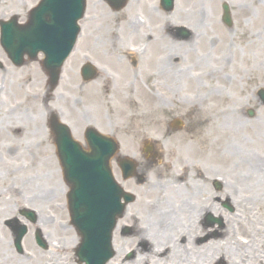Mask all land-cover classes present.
<instances>
[{
  "label": "rangeland",
  "instance_id": "1",
  "mask_svg": "<svg viewBox=\"0 0 264 264\" xmlns=\"http://www.w3.org/2000/svg\"><path fill=\"white\" fill-rule=\"evenodd\" d=\"M225 1L231 6L235 30L217 22L216 13L222 11L221 4ZM204 2L205 5H201L198 0H177L175 11L166 17L175 23L190 26L194 32V38L189 42H185L180 48L173 49L172 47L173 53L179 54L181 60L172 68L169 67L168 88L159 89L157 94H154L148 91L145 86L149 78L145 74L139 75L138 85L134 89L128 84L124 85L125 81L119 86H109L107 83L104 88L103 86L99 87L97 83L92 84V82L82 81L79 68L86 59L85 54L89 49L87 42L90 41L93 35L101 33H103L101 35H106L112 29L117 36H124L127 29L134 27L135 21L133 20L144 19L148 14L145 11L147 6L135 9L128 8L119 13H113L100 0H88L87 13L81 21L83 30L75 54L65 65V68L69 70L67 73L68 82L64 84L62 80L53 93H50L46 86V99L42 103L39 102L41 109L48 113L49 106H55L60 110L63 120L68 122L75 132L83 131L85 126L94 120L93 122H96L104 131H115L122 144L127 142L125 133L130 135L134 131L138 132L140 127L137 123L141 121L142 115L147 118L150 117V119H152V116L159 118L162 115L182 116V118L183 116L190 117L192 115L201 116L202 120L206 122L204 123L206 135L202 158L198 157L200 145L196 141L189 143L188 146L190 147L185 146L189 149L183 148L184 154L182 156L196 154L195 157L201 162L199 168L202 169L198 170L199 176H201L202 171L205 174L204 179L206 181L207 179L214 180L215 176L222 178L224 183L234 181L230 167L225 168L222 161L223 150L240 149L264 156V146L252 140L251 129H244L236 136L231 134L233 117H239L243 122H247L248 126H251L257 119L264 118V102L258 97L259 89L264 88V0H204ZM9 5L7 0L0 1V17L10 12ZM158 12L160 11L158 10ZM147 18L150 19L149 14ZM162 18L165 17L161 16ZM151 19L161 20L160 16L155 17V15ZM124 20L131 22H124ZM108 24L111 25L109 29ZM92 40L94 39L92 38ZM102 49L97 47L96 51L101 52ZM154 49L157 50L155 52L157 55L152 58L155 61L161 55L163 49H157V47ZM4 58L0 46V61L5 63L6 66ZM70 66L73 67V77H71ZM160 66L163 65L160 64ZM32 67H34V64ZM0 71L4 74L3 70ZM154 76L157 77V80H164L163 77L165 76H161L158 65L156 74L152 78ZM1 79H4L3 75L0 77ZM8 87L9 90L7 88V91L0 95V101L4 102V106L2 105L0 109V115L7 114L9 101L23 99L24 93L30 95L27 99L29 103L27 102L26 105L32 114L31 109H35V105H37L34 99L42 98L41 94L43 92L25 87L21 91V95V92L17 94V85L12 86L11 83V87ZM35 95L38 96L33 98L32 96ZM163 98H169L177 102L169 107L160 103ZM192 104L195 107H192ZM124 106L128 107L130 114H125L126 112L123 111ZM249 109L255 110L254 116L248 115ZM225 111H228V115ZM124 125H128V127L124 129ZM48 133L46 127L45 148L40 151L41 154L38 155V153L30 150V152H26L21 156L24 166L26 165V176L28 175L29 178L38 174L41 176L37 181L38 187L29 184L26 196L30 199L26 202V205L30 208H36L45 222H49L45 216L51 217L53 215L56 217L55 225L44 227V229L41 227L40 229L45 236L49 235L51 241L61 242V251L59 252L61 254H58L56 262L54 258L50 260L53 253L36 248L33 243L34 238L31 236L33 245L31 253H33V256L30 258L27 256L24 259H27L26 264H46L48 262L77 264L73 258V250H75L73 240L76 238V233L69 225L66 205L67 186L61 172H59L54 146ZM75 135H78V133ZM242 174H246V172ZM174 179H171V181L173 182ZM154 180L164 182V184L167 182V179L160 180L156 177ZM205 180H198L197 182L187 180L188 182L182 185V190L179 191L180 194L171 195L169 193V195H163L162 198H165L163 202L167 199L169 201H167V204L158 207L161 209L157 212V216L161 214L169 215V218L165 220L172 223L173 226H178L179 232L185 233L188 240L186 242L188 250L191 242L203 246L210 241L218 243L224 240L228 231L226 229L228 223H231L227 228L233 232V237L250 236L251 232H256L264 226L263 216L259 220L255 218L254 222L246 219L245 204L249 201L250 196L247 193L249 192L248 185H243L242 193L233 202L236 211L232 213L221 206L223 203L212 198V194L209 192V190L214 191L212 184L209 185V181L206 182ZM205 182L206 184H204ZM221 186L224 191L225 188H223L222 183ZM198 187L201 192H199ZM51 189H56L58 194L48 200L46 198V195L49 194L47 191ZM194 192L200 193L198 198L194 196ZM40 193L44 197L42 196V201L39 203V200L33 199H36ZM4 194L8 196V199H5V196L0 199V229L3 227V221L10 218L12 213L14 214L15 205L19 204L12 199L9 192H4ZM44 199L47 200L44 201ZM206 203L209 205L215 203L228 213L227 216L222 217L219 214H213L217 222L210 225V223H207V213L204 216V224L203 217L197 222L195 210L197 206L203 208ZM182 206H188V208L183 211L179 210ZM244 230H248L249 233L246 232L245 234ZM197 231L198 235L195 234ZM123 237V239H131L129 235ZM1 241H3V245L0 249V264H20L17 261L10 260V255H13V253L5 231L0 232V243ZM132 251L133 247H127V251L121 255L120 259L117 255L115 256L112 264H121L122 262L134 264L139 254L135 253L133 257L128 258ZM5 253H7V257ZM199 254L191 259L190 264H195L198 261L201 257V253ZM203 256L206 259L205 264H208L206 255ZM210 264H214V262ZM215 264H227L226 259L219 258Z\"/></svg>",
  "mask_w": 264,
  "mask_h": 264
},
{
  "label": "flooded vegetation",
  "instance_id": "2",
  "mask_svg": "<svg viewBox=\"0 0 264 264\" xmlns=\"http://www.w3.org/2000/svg\"><path fill=\"white\" fill-rule=\"evenodd\" d=\"M7 1H9L11 9L9 17H17L23 23L28 19L30 9L38 0ZM154 1L158 3V8H162L161 5L159 7V0H133L129 2L128 6L133 9L147 6L145 9H149ZM200 1L202 2L201 4H204V0ZM124 22H128V20H124ZM141 27V25H134L132 29L126 30V35L124 36H117L110 32L101 36L93 35L92 38L94 40L90 37V41L87 42L89 49L86 51L88 61L95 62L102 68V72L97 71L95 79L90 81L92 84L97 83L99 87L103 86L104 88L107 83L109 86H119L125 81L124 85L128 84L134 89L138 85L139 75L145 74L149 76L148 83L145 85L146 88L153 90L162 87L168 88L169 67L172 68L173 65L179 63L181 60L179 54L173 53L172 47L176 49L178 47L177 43L186 42L193 35L191 34L188 39H183L181 34L173 30L171 23L163 22L162 20L147 19L146 24L143 25L144 28L142 29ZM231 29L235 30L236 27L233 25ZM152 31H155V35L150 34ZM142 39L145 40L146 47H149V50L147 51L144 48V55L139 56L140 54L136 55L132 50L137 48L136 46L139 45ZM97 47L103 48L101 52L96 51ZM155 47L163 50L161 55L157 57L158 60L154 61L152 58L157 55ZM167 58L169 60H166ZM33 64L34 67H32ZM39 64L37 61H27L24 66L18 67L7 59L6 66L0 65V70L4 71V74L0 71V77L3 75L6 81L4 85L7 86L8 90V86L11 87L12 83V86L17 85V94L23 91L25 87L38 89L43 92L41 94L42 98H35L39 94L32 96L37 103L35 105L36 108L31 109L32 114L26 105L30 95L24 93L23 99L19 98L12 102L9 101L7 114L0 115V196L8 198L4 192H9L12 199L19 202V206L17 205L11 217H17L21 223H28L26 213L23 212L25 206L22 203L27 200L26 191L29 188V184L38 187L37 181L41 178L40 174L30 178L28 175L26 176V165L24 166L21 156L26 154V152H30V150L39 155L42 153L40 151L45 148L46 116L39 102L45 101L46 75ZM160 64L163 66H160ZM157 65L161 76L164 75L166 77H163V81L157 80L156 76L152 78L156 74ZM70 70L72 71L71 77H73L72 66H70ZM68 71L66 69L64 74L66 82H68ZM7 88L0 90V95L5 93ZM3 103L0 101V109ZM168 103L171 104L172 100H162V104ZM184 117L178 118L177 116L162 115L157 118L152 116V119H147L146 124H139L140 130L133 134V137L137 138L136 144L129 146V149H131L129 153L136 159L137 165L134 177H125V172L121 170L119 162H115L114 171L117 180L127 191L135 195L134 201L127 206L124 216L120 219L115 234L114 242L117 245V257L119 259L127 251V247H133V251L128 255V258L133 257L135 253L139 254L134 264H154V259L166 258L167 250L158 245L160 241L152 244L150 239L142 236V231L149 229V221L160 219V215L157 216V212L161 208L158 207L167 204V201H169L167 199L163 202L165 199L162 198L163 195H169V193L171 195L180 194L179 191L182 190V185L187 183L189 179L195 180V182L196 179L205 180V174L202 171L201 179L198 176L195 177L198 174V170L201 169L199 168L201 162L195 157L196 154H193V156H182V154H184L183 148L189 149L185 148V146L190 147L188 144L196 141L200 145L198 157L202 158V149L205 146L206 135L204 123L206 122L202 120L201 116L197 115ZM176 119L182 121V129L180 131H175L171 127L172 122ZM143 126L147 127L148 131L144 130ZM30 135H32L31 138ZM151 147L154 150L149 154L147 150L151 149ZM121 149H123V145ZM155 177L160 180L167 179V182L165 184L161 181L157 182L154 180ZM171 179H174V181L172 182ZM208 181V184H212L214 190L212 192L209 190L212 198L221 202L223 197L221 183L218 184L215 180ZM198 189L201 192L199 187ZM199 194L194 192L196 198H198ZM225 197L227 198L228 196ZM36 199L38 200V197ZM153 211L155 212L153 213ZM201 216L203 217L204 224L205 211L202 212ZM20 222L16 223L20 225ZM2 229L10 236V245L13 253V255H10V260L22 264L26 260L24 257H27V252L33 247L30 233L22 240L24 251L21 252L14 246L17 228L14 226H10V228L3 226ZM173 229L177 230L173 232L177 236L179 227H173ZM128 235L132 241L123 239V236ZM176 236L177 242L175 243H179L181 249L184 246L188 252L187 239ZM150 244L153 245V248ZM154 250L158 253L155 254ZM6 255L7 253H5ZM125 263L127 262H122V264ZM185 263L189 264V259Z\"/></svg>",
  "mask_w": 264,
  "mask_h": 264
},
{
  "label": "water",
  "instance_id": "3",
  "mask_svg": "<svg viewBox=\"0 0 264 264\" xmlns=\"http://www.w3.org/2000/svg\"><path fill=\"white\" fill-rule=\"evenodd\" d=\"M109 1L119 10L126 0ZM164 1L170 9L173 7L174 0ZM85 9L86 0H43L34 10L32 19L27 26L15 29V26L3 25L2 45L7 51H14V59H19V61L22 60L25 53H29L33 57L38 52L43 51L46 55L45 68L55 87L59 79L61 67L75 45L80 32L78 21L84 16ZM224 9L225 21L228 25H231L229 6L225 4ZM19 37L23 39H19ZM87 71L88 66H85L83 72ZM261 95L262 99H264V91H262ZM250 114H253V112L251 111ZM55 121L58 123V131L60 132L58 133V146L60 147L59 156L64 178L70 187L67 195L68 208L71 213L72 224L74 221L79 229H81L80 234L83 238V243L79 249L80 256L86 253L89 245L93 244L96 247V254L99 252L104 253L105 259L101 263L104 264L106 259L111 255L109 241L117 219V207H115L116 204L114 202H111L109 208H98L93 189H98L102 185V179L104 178L107 181L108 175L111 174L108 160L115 152V142L92 129L88 130L87 138L94 147H96V143L100 142H103L102 144L105 147L107 146V142L110 141V151L108 153H100L98 150H95L90 153L94 155V160L97 163L100 156H104L102 159V162H104L103 167H99V164L90 167L85 163L81 164L78 162H75L76 164L73 166V136L71 130L67 124L56 119ZM75 166L77 167L75 168ZM91 171L95 174L94 179H91L86 174L87 172L91 173ZM100 172L104 174L103 178L102 175L101 177L98 176ZM91 211H94L97 217L104 219V228L101 233L92 232L89 230L90 228H82V224H85L81 219L82 214L87 215L88 212L91 214ZM97 234H101V239L97 238Z\"/></svg>",
  "mask_w": 264,
  "mask_h": 264
},
{
  "label": "bare ground",
  "instance_id": "4",
  "mask_svg": "<svg viewBox=\"0 0 264 264\" xmlns=\"http://www.w3.org/2000/svg\"><path fill=\"white\" fill-rule=\"evenodd\" d=\"M148 13L151 15L152 11L148 10ZM123 111L126 112V115L130 114L127 106L123 107ZM225 112L228 115V111ZM140 123L142 125L146 124L147 117L142 115ZM231 124L232 135L236 136V134L238 135L244 129H251L252 140L264 146V118L257 119L251 124V126H248L247 122H243L239 117L236 116L232 118ZM125 127H128V125H124V129ZM143 129L148 131L147 127L143 126ZM127 136V142L134 146L136 144L135 138L131 137L129 134H127ZM222 161L225 165V168L230 167L234 179L232 182H225L226 190H224V194L236 201L237 196L242 193L241 191L243 190V185H248L247 189L249 192L247 193L250 194V202L247 201L245 204L246 219L254 222L255 218L259 220V218L262 216L264 217V156L255 152L252 153L242 151L240 149H231L229 151L227 149L223 150ZM243 172H246V174H242ZM52 191L53 190L47 191V193H49L46 195L48 200L53 194ZM207 204L208 203H206L203 208L197 206L195 210V218L197 222L201 219V214L203 211H216V213L220 215L224 214L227 216V213H224L219 207L217 208L215 204ZM188 206H182V211L184 209L186 210ZM168 218L169 215L165 217V215L161 214L160 219L148 222L149 229L147 231H142V236H146L147 239H150L152 244L160 241L158 245L166 248L167 250V257L164 259H154V264H186L185 262L187 259H194L197 254L200 255L199 253H201V257H199L196 264H202L204 260L206 262V259L203 255H206L208 264L213 262L215 264L219 258L222 260L226 259L227 264H264V232H262L264 230V226L260 227V229H258L256 232H251L250 236L243 235L242 237H233V232L227 228L231 225V223H228V226L226 227L228 231L224 240H221L218 243L215 241H210L203 246H198L196 243L193 244L191 242L189 248L190 252H187L184 246L183 249H181L179 243H175L177 242L175 238L176 234L173 232L177 230L173 229V227L176 226L165 223V219ZM40 221L42 220L40 219L38 224H40ZM44 222L45 221H43V223ZM244 232L245 234L246 232L249 233L248 230H244ZM195 234L198 235V231L195 232ZM178 236L186 239L182 232H178L176 237ZM152 244H150V246L153 248ZM1 248L2 244L0 243V249ZM2 251L4 253L3 249ZM154 252L155 254L158 253L156 250H154ZM205 262L203 264H205ZM22 264L26 263L22 262Z\"/></svg>",
  "mask_w": 264,
  "mask_h": 264
}]
</instances>
